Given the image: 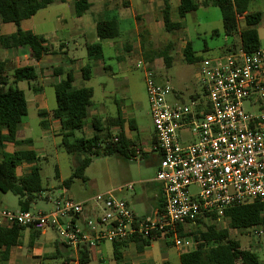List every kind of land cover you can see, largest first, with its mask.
Here are the masks:
<instances>
[{
    "label": "rangeland",
    "instance_id": "obj_1",
    "mask_svg": "<svg viewBox=\"0 0 264 264\" xmlns=\"http://www.w3.org/2000/svg\"><path fill=\"white\" fill-rule=\"evenodd\" d=\"M94 7H98L101 0H91ZM60 9V15L66 21L65 30L56 21L57 9ZM72 5H60L58 2L52 5L43 15L36 16L31 22H23L22 28L28 29L35 26L38 33L50 32L57 38H64L67 42L70 52L69 57H84L86 59V51L83 47V39L66 38L68 30H72L76 24V18L72 14ZM174 12V8L170 10ZM248 12L259 11L263 18L254 27L258 39L259 47L264 51V0H252L249 3ZM96 12V11H94ZM128 13V10H122L121 13ZM97 20L98 15L85 13L82 16L86 21L85 28L90 26L91 18ZM174 21H181V28L171 32L163 29L155 35L154 39L146 36L143 43L139 38V48L131 53V58L126 61L128 70L124 73H116L111 76L108 72H93L89 81H77L73 83L76 88L79 86L89 87L93 90V106L88 112L96 111V116L101 123L105 124L110 119L116 117L117 111L126 119L134 120L136 128L130 130L128 135L135 144V149L141 145L142 148L148 150L150 140L152 138L153 126L150 115V104L146 92L145 72L142 68H137L138 60H143V64L152 74L153 80L157 84H165L171 88V94L165 96L168 104H189L193 96L202 94L201 79L198 74L200 63L209 58L226 54V49L232 51L239 47L238 34L233 38L224 37L222 29V21L220 11L217 7H200L197 11L187 14L182 19H177L176 14H171ZM140 21H138L139 23ZM244 20L238 18V30L244 28ZM14 24H0V34L8 35L15 32ZM61 30V31H60ZM132 40V39H131ZM80 45V49L72 51L74 44ZM191 46L192 60H184L183 49L186 43ZM169 46L168 56L171 62L165 65L163 58L158 57L157 52ZM105 48V55H109ZM133 52V51H132ZM136 53V54H135ZM133 54L136 56L132 58ZM147 54V55H146ZM147 59H146V57ZM4 61V73L8 80L11 79L12 70L16 67L26 66L32 62L27 51H5L0 47V62ZM94 64V61L92 62ZM111 67H115V61L107 62ZM74 73V71L71 69ZM53 75L40 73L38 79L30 82L31 88L41 89L34 93L28 90L25 81L19 82L16 87L24 92L27 100V115L23 118L19 130L18 138L31 139V146H22L21 149H32L39 157L36 165L39 167L41 184L43 190L40 197L29 205L28 212L36 214L38 212L49 213L55 206L64 199L69 198L74 202L83 203L85 210H89L96 205V197L106 194V192L114 191L117 198L126 200L131 210L139 217L146 214V204L143 199L148 196L147 189L156 191L159 187L154 182L158 159L155 153L148 152L144 157H127L119 154H107L103 150H98L89 155L90 163L84 170L85 182L80 179H72L68 188L63 183L70 178L72 170L75 166V157L67 154L59 145L61 136L56 121L49 118V129L45 130L41 127V118L38 116L39 110L47 112L55 108V95L50 82ZM58 78L54 77L53 83H57ZM81 82V85H79ZM243 110L248 114L259 115L262 112V105L258 102L250 104L248 101L243 102ZM91 117V116H90ZM94 117V116H93ZM110 130V129H109ZM57 133V134H54ZM92 130L87 125L82 132H75V137L91 136ZM115 134L111 136L114 137ZM146 146V147H145ZM140 148V147H139ZM138 148V149H139ZM143 153L142 149H139ZM1 152V149H0ZM3 152L9 153L10 148L3 149ZM27 169L17 170V174L23 175ZM133 184L132 190H126L125 186ZM118 190V191H117ZM197 189L190 188V193L195 194ZM4 197L3 202L0 201V208L8 207L12 210L19 209L18 198L11 193H1ZM154 198L155 202L158 200ZM99 214L103 212V206L96 207ZM217 227L222 229L225 222L219 220ZM196 229L203 230V227L186 225L184 231L186 233L194 232ZM263 234L255 236L250 230H230L229 236L238 241L240 247L244 250L254 252L260 261H264V229ZM59 235L53 229H47L45 232H35L25 228L21 232L19 243L24 246L25 258L22 264H63L64 255L50 257V253H55V247L59 243ZM192 241L191 248H194L195 241ZM33 240L39 244L45 255L40 254L38 258H32L27 252V244ZM190 248V249H191ZM189 249V250H190ZM130 248H125L121 252H128ZM103 260L100 261L93 257L86 264H127L128 259L116 261L113 259L111 241H105L104 246L100 247ZM152 257L153 264H163V260H167L170 264L179 263V253L184 252L181 248L178 250L172 245L167 237H158L151 246L147 248ZM92 252H95L94 250ZM71 258V257H70ZM73 258V257H72ZM146 257H138V260H144ZM70 264H74L71 262Z\"/></svg>",
    "mask_w": 264,
    "mask_h": 264
},
{
    "label": "built area",
    "instance_id": "obj_2",
    "mask_svg": "<svg viewBox=\"0 0 264 264\" xmlns=\"http://www.w3.org/2000/svg\"><path fill=\"white\" fill-rule=\"evenodd\" d=\"M136 66L145 72L161 209L139 217L111 191L96 197L88 211L69 198L49 213L0 208V227L53 229L74 256L84 249L95 251L101 241L132 236L167 237L178 250L188 251L193 243L179 235V227L210 214L220 219L234 205L264 204V51L239 48L203 60L198 68L202 94L189 104L166 103L172 91L168 84H157L142 62ZM245 101L260 103L262 112L246 113ZM117 140L114 136L113 142ZM138 156L143 153L136 149L134 158ZM125 188L130 191L133 184ZM252 231L263 234L261 228Z\"/></svg>",
    "mask_w": 264,
    "mask_h": 264
},
{
    "label": "trees",
    "instance_id": "obj_3",
    "mask_svg": "<svg viewBox=\"0 0 264 264\" xmlns=\"http://www.w3.org/2000/svg\"><path fill=\"white\" fill-rule=\"evenodd\" d=\"M252 0H179L177 15L180 19L187 14L193 13L199 7H217L220 11L224 37L233 38L236 34L239 37V47L247 53L258 50L259 39L255 26L261 21L260 12H248L249 3ZM53 0H0V23L14 24L16 33L9 37H1L0 43L4 48L26 49L30 59L40 60L43 55L55 54L52 48L45 45V40L37 35L24 32L20 29V23L30 19L38 11L47 7ZM90 7V0H74L75 16L80 17ZM243 17L245 28L238 30V18ZM163 28L166 32L179 30V23H172L169 18V7L166 5L162 11ZM96 35L99 42L112 40L119 35L117 24L114 21H99L96 25ZM159 50L157 56L163 58L166 66L171 62L168 56V48ZM233 49L232 51L236 50ZM226 53L231 52L226 49ZM89 59H100L102 57V46L100 43L86 47ZM192 50L187 42L183 55L184 60H192ZM147 55V54H146ZM145 55V57H146ZM147 59V57H146ZM4 61L0 62V149L5 144H12L14 147L29 146L31 139H17V126L27 115V101L24 92L16 86L9 85L7 76L4 73ZM81 78L84 81L91 79L92 70L90 63H86L81 69ZM53 74L61 79L53 85L55 95V108L50 111L51 119L57 121L60 128V146L64 151L75 157V166L71 176L63 185L68 188L72 179H80L85 182L84 170L90 163L89 155L103 150L107 154H119L122 156L134 157L135 144L126 138L122 126L127 123L131 130L134 124L131 121L125 122L117 112V117L110 123H117L121 130L114 135L117 142H113V136L108 128H103L97 118L88 119V110L92 105L93 90L91 88L74 89L73 74L71 71L62 73L61 69H55ZM12 83L26 81L28 84L37 79V72L33 66H22L12 70ZM197 96H193L191 100ZM42 128L48 127L45 110H39ZM90 122L92 129L91 136L75 137V132H82ZM109 126V125H108ZM138 149V148H137ZM38 156L34 151H14L6 153L1 151L0 160V192L11 193L18 198L19 210L28 211L29 205L40 197L43 190L39 167L35 164ZM23 163L32 164L27 173L18 176L16 169ZM158 209H161L160 196L158 198ZM225 222V227L219 229V220ZM218 219L215 215H205L198 218L190 225L202 226L203 230L196 229L194 232L186 233L183 227H179V235L182 237L192 236L195 241L193 249L184 251L179 255L180 264H264L258 256L249 250L240 247L238 241L229 236L230 230H252L255 228L264 229V204L252 202L248 204L234 205L226 209L223 216ZM25 228L13 225L9 228L0 227V249L4 248L5 253L19 243L21 232ZM159 236L127 237L122 240L111 241L113 259L120 261L122 250L128 244L136 243L139 250L149 247L150 243ZM78 264L89 262L87 250L79 251ZM68 264L67 259L62 261Z\"/></svg>",
    "mask_w": 264,
    "mask_h": 264
},
{
    "label": "crops",
    "instance_id": "obj_4",
    "mask_svg": "<svg viewBox=\"0 0 264 264\" xmlns=\"http://www.w3.org/2000/svg\"><path fill=\"white\" fill-rule=\"evenodd\" d=\"M56 2H58L60 5H66V4L72 5V9H71L72 14L75 16L74 0H53L52 3H50L44 9L38 11L30 19L24 20L20 23V29L22 31L42 37L46 42L45 45L54 50L55 54L43 55L40 58V60H38V61L31 59L30 62H32V63L26 65V66H33L35 68V71L38 74L37 79H38L39 74L41 72L44 74L53 75L51 82H50V86H52V87L54 84H56V83H53V79H54V77H56L53 74V71L55 69H61L62 73H66L68 71H71V69H72L74 71V73L71 71L73 74V83L75 82L76 79H77V81H80V80L84 81L81 78V75H82L81 69L86 63H90L92 74H93V72H101L102 71L104 73L108 72L111 76H113L116 73L126 72L128 70V65H126V61H127V59L129 60L131 58L130 54L134 53L136 51V49L139 48V46H140L139 38L141 39V43L144 42L146 36H148L150 39H154L155 35H157L161 31V29H163L162 11L165 9L166 5H168V7H169L170 21L172 23H179L180 26L182 24V22L180 20L174 21L173 18H171V14H174V15L176 14L177 19L179 18L177 15V12H176L177 7L179 5V0H101V2L98 3L99 6L96 8L94 7V4L90 0V7L87 10V12H85V13H89V14L94 13L95 15H98L97 20L92 17L90 20V26L88 28H85V26H86L85 22L86 21H83V19H82V16L85 13L80 17L75 16L77 21H76V24L74 25V28L72 30H68V32L66 33V36H64V37L73 38V39H83L84 40L83 47H84L85 51H86L87 46L94 45L96 43H100L102 46V57L100 59H89L87 57V52H86V59L84 57L80 58V56L79 57H74V56L69 57L70 48H69L67 42H65L64 38H57L55 33L53 35L50 32L38 33L35 31V26L28 28V29L22 28L23 22H26V21L31 22V20H34V18H36V16L43 15V13L45 11H47L52 5L56 4ZM172 8H174V12L170 11ZM122 10H128V13H124V12L121 13ZM57 11H58V14L56 15V21L58 22L59 25L62 26L61 27L62 30H65L64 27L66 26V21L60 15V13H59L60 9L59 8L57 9ZM94 11H96V12H94ZM256 12H259V11H256ZM262 18H263V15H262ZM99 21H114L117 24V28L119 30L118 37H116L112 40H105V41L99 42V38L96 35V25ZM138 21H140V22L138 23ZM0 24H2V23H0ZM244 28H245V26H244ZM243 29H241V30H243ZM15 33H16V30H15V32L10 33L8 35H1L0 34V38L1 37H9V36L14 35ZM0 47L2 50H5V51H21V50L27 51L26 49H22V48H19V49L4 48L1 45V43H0ZM104 47H106V49L108 51L109 55H107V56L105 55V51H104L105 48ZM78 49H80V45L76 44V42H75L74 47L71 50L77 51ZM135 54H133L132 58L136 56ZM93 61H94V64L92 63ZM110 61H115V67H111L110 64H107V62H110ZM142 61L143 60H141V59L138 60V62H142ZM142 63H144V62H142ZM143 65H144L143 67H145V64H143ZM16 68H18V67H16ZM56 78H58L59 80L61 79V77H59V76ZM7 82L9 85H12V86H16L19 83L18 82L17 84L14 85L12 83V76H11L10 81L7 78ZM73 83H72V86H73ZM79 85H81V82H79ZM27 87H28V90H31L34 93H37L41 90V89H36L34 86H33V88H31L30 84H28V83H27ZM73 88L78 89V88H83V87L79 86L76 88L75 86H73ZM86 88H89V87H86ZM27 106H28V103H27ZM91 107H94L93 101H92ZM47 113H48V116L46 117V121L48 122L49 118H51V115H50V111ZM89 114H90V112H88V119L90 121L92 118H95L96 111L91 113V115H89ZM116 117H117V114H116ZM116 117L114 119H110L105 124L101 123V121H100L101 126L103 128L110 129L109 131H110L111 135L112 134L116 135L121 130V127L119 124H117V123L111 124L110 123V121H114L116 119ZM121 118L125 122H128V121L133 122L134 128H136V124H135L134 120H132V119L128 120L122 116H121ZM57 124H58V122H57ZM20 125H21V123L18 124L17 131L19 130ZM87 125H90V122ZM58 128H59V124H58ZM48 129H49V123H48V127L45 130H48ZM122 130H123L126 138L131 140L132 138L128 135V132H130L131 129L129 128L127 123H124V125L122 126ZM17 134L18 133H16V137H17ZM54 134H57V133H54ZM59 134H60V128H59ZM59 134H58V136H60ZM17 139H22V138L17 137ZM24 139H28V138H24ZM152 143H153V135H152V138L150 140L148 150L142 148L141 145L138 146V148L140 147L139 149H142V151H143V157L146 153L151 152L150 146L152 145ZM29 146H31V145H29ZM20 147H22V146H20ZM20 147H14L12 144H5L3 149L10 148L9 153H12L14 151H33L32 149H29V148L24 150V149H21ZM3 149H1V151H3ZM0 160H1V152H0ZM30 166H32V164L23 163L21 166H19L16 169V171L25 168V169H27L26 171L28 172ZM27 172H25V173H27ZM16 174H17V172H16ZM17 175L21 176L20 174H17ZM146 192H147L148 196L146 198H144L143 201L146 204V211H147L146 214H147L151 210L158 208V200H156L154 202L153 199L157 198V196L160 195V187H158L156 189V191H154L152 189H149V190L147 189ZM3 199H4V197L0 196V201L3 202ZM4 209L12 210L8 207H4ZM17 210H19V209H17ZM17 210H12V211H17ZM75 223L80 225L81 222L79 220H76ZM28 229H31L35 232H45V231H37V230H34L33 228H28ZM154 241H152V242H154ZM152 242L150 243V246H151ZM104 243H105V241L99 242L97 244L95 252L90 251L88 253L89 260L91 257L98 259L100 261L103 260L102 254L100 251V247L104 246ZM149 247H146V248H143L142 250H139L136 243L128 244V246L126 248H130V250L128 252L122 253V258L120 261H122V259H128L129 262H127V264H153L152 257L150 256L149 252L147 251V248H149ZM54 249H55V253L54 254L50 253V257H54L56 255L62 256V254H63L64 259H67L68 264H70L71 262H74V264H78V260H77L78 256H74L71 249H69V248H67L61 244L56 246ZM27 251H28L27 252L28 254L30 253L32 258H38L40 256V254L45 255V253L43 252L40 245L36 244L33 240H30L28 242ZM179 255H180V253H179ZM140 256L141 257L145 256L146 259L138 260V257H140ZM24 258H25L24 246L21 245L20 243H18L15 246H12L5 253V255H4V248L0 249V264H22L21 262L24 260ZM178 258H179V256H178ZM163 264H170V263L167 260H163Z\"/></svg>",
    "mask_w": 264,
    "mask_h": 264
}]
</instances>
